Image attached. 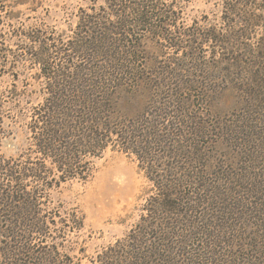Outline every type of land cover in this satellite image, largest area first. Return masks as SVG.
Wrapping results in <instances>:
<instances>
[{
  "label": "trees",
  "instance_id": "obj_1",
  "mask_svg": "<svg viewBox=\"0 0 264 264\" xmlns=\"http://www.w3.org/2000/svg\"><path fill=\"white\" fill-rule=\"evenodd\" d=\"M89 1L67 42L56 44L41 27L13 30L28 44L16 43L12 51L5 32L16 18L12 9L34 11L37 1L0 0V139L4 118L25 121L28 134L20 153H0V264H72L62 258L61 246L82 228L83 218L51 208L50 191L89 178L107 151L135 156L152 187L139 220L94 264H264V165L257 169L262 159L249 157L264 152V33L255 39L264 17L243 10L248 4L264 8V0L226 3L241 23L227 21L234 23L227 34L172 32L178 17L165 0ZM153 36L176 54L187 50L184 65L171 61L160 72L157 58L143 47ZM200 38L227 51L226 68L212 75L200 62ZM27 60L39 69V89L30 94L28 83L19 89L15 82ZM201 74L205 83H232L241 97L243 115L225 132L237 134L231 138L237 156L260 173L231 177L224 169L210 170V152L197 138L209 134L208 126L188 95L202 87ZM32 93L38 101L32 102ZM137 102L143 106L134 112L123 106ZM242 184L249 199L242 198Z\"/></svg>",
  "mask_w": 264,
  "mask_h": 264
},
{
  "label": "rangeland",
  "instance_id": "obj_2",
  "mask_svg": "<svg viewBox=\"0 0 264 264\" xmlns=\"http://www.w3.org/2000/svg\"><path fill=\"white\" fill-rule=\"evenodd\" d=\"M33 10L27 5H20L14 9L16 18L11 20L6 26L7 43L12 51H16V43L28 44L24 35L15 36L13 30H21L26 33L31 30L45 29L54 38L56 44L67 42L74 36V30L78 21L80 8L89 6V0H36ZM236 0H165V3L173 6L177 19V28H170L172 32L199 29H211L221 34L229 33V24L237 22V17L233 18L229 11L225 10L226 3ZM255 3L261 0H249ZM261 5V4H260ZM243 10L250 14L264 17V8L243 6ZM243 12V11H242ZM233 19L234 23H227ZM256 36L260 37L264 33V19L256 28ZM195 49L199 55L200 62L211 67L212 75L220 67L226 68L224 62L227 61L228 54L225 49L218 46L215 41H204V38L195 40ZM38 45H36L37 47ZM143 47L150 55L157 58L159 71L165 67H172L171 61H177L179 65H184V53L176 54L174 50L167 47L164 39L149 37L143 41ZM161 50L162 56H160ZM58 61V59H56ZM77 63L81 60L76 59ZM190 68V67H189ZM151 68H149L150 70ZM19 77L16 85L25 90L37 92L39 87L35 80L39 75V69L29 60L21 61L19 64ZM211 72V71H210ZM198 76L199 72L188 69V73ZM205 74H201L199 80L202 87L196 88L189 97L194 99L195 109L198 113V120L208 126L209 134L204 137H197L210 152L212 161L210 170L224 169L231 177L240 175L247 177L253 171L252 162L247 165L245 156L238 155L239 150L233 146L232 137L237 135H227L226 130L230 125L243 115L242 99L231 89L232 83H227L223 79L207 81ZM5 83L10 82V77H4ZM203 86H205L203 88ZM206 89V90H205ZM27 101L36 102L39 100L38 94L32 93V98H25ZM140 101V100H139ZM135 103L133 107L129 103L123 106L130 112L142 108V102ZM264 115V114H263ZM264 120V116L262 117ZM25 122V121H24ZM24 122L17 119L16 122L4 118L0 139V153L5 156H15L25 148L27 144V130ZM263 126V125H262ZM262 126L257 132L262 131ZM241 137V135H238ZM237 137V136H236ZM254 147L250 150L252 151ZM242 150V149H240ZM250 158L259 157L262 162L257 163V169H263L264 152L259 151ZM209 169V168H208ZM243 188L244 184L241 185ZM151 184L144 176L143 171L138 166L135 156L121 152L107 151L100 159L95 160V167L92 175L86 180L73 179L53 187L50 191V207L59 209L64 214L76 211L83 218V226L80 230L68 233L66 240L61 246L64 259H69L72 264H94L97 254L103 252L107 247L113 245L117 240L126 236L129 230L139 220L141 207L151 192ZM242 198L249 199L250 195L244 188ZM247 193V194H246ZM251 202L258 199L251 198ZM251 233H253L251 231Z\"/></svg>",
  "mask_w": 264,
  "mask_h": 264
}]
</instances>
